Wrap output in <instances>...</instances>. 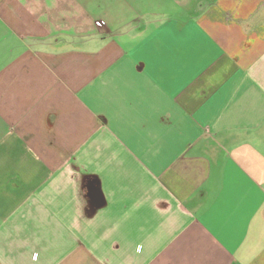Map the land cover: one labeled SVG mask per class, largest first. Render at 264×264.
Segmentation results:
<instances>
[{
    "label": "crops",
    "instance_id": "obj_1",
    "mask_svg": "<svg viewBox=\"0 0 264 264\" xmlns=\"http://www.w3.org/2000/svg\"><path fill=\"white\" fill-rule=\"evenodd\" d=\"M0 264H264V0H0Z\"/></svg>",
    "mask_w": 264,
    "mask_h": 264
}]
</instances>
